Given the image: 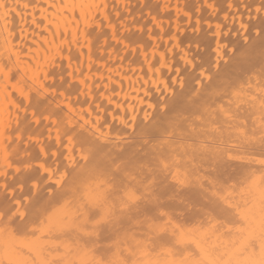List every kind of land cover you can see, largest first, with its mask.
I'll return each instance as SVG.
<instances>
[{
	"label": "bare ground",
	"instance_id": "bare-ground-1",
	"mask_svg": "<svg viewBox=\"0 0 264 264\" xmlns=\"http://www.w3.org/2000/svg\"><path fill=\"white\" fill-rule=\"evenodd\" d=\"M228 1L240 8L238 0H0V201L12 203L11 197L5 200L4 185L23 201L33 177L54 167L65 171L71 163L66 126L98 145L87 160L76 153L78 163L62 188L58 177L45 176L54 194L46 186L39 202L19 209L23 219L13 216L15 207H0V264H219L259 257L264 89L258 73L264 54L255 31L244 41L242 25L249 18L241 16L235 27V14V23L222 31L226 22L217 14L230 20ZM194 6L205 18L204 6L210 10L207 24L215 29L207 30L204 17L193 15ZM254 16L251 23L259 24ZM171 40L175 45L169 47ZM192 43L203 48L195 51ZM218 58L212 85L189 99L201 68L211 62L215 67ZM176 69L188 70L183 90L171 83ZM162 96L172 107L166 116L158 109ZM197 108L205 112L207 134L196 139L218 144L223 160L213 164L197 155L185 183L157 181L151 192L144 187L151 175L143 179L130 171L123 180L114 179L122 159L133 153L137 161L163 159L161 153L167 155L181 142L182 130L191 128ZM133 118L136 126L151 130L147 147L129 146L124 139L134 140ZM170 121L178 126L173 129ZM32 158L39 159L34 165L40 169ZM130 193L151 211L129 218L121 205Z\"/></svg>",
	"mask_w": 264,
	"mask_h": 264
},
{
	"label": "snow or ice",
	"instance_id": "snow-or-ice-1",
	"mask_svg": "<svg viewBox=\"0 0 264 264\" xmlns=\"http://www.w3.org/2000/svg\"><path fill=\"white\" fill-rule=\"evenodd\" d=\"M228 6L231 8L232 4L230 3ZM243 6L248 8L250 17L249 23L246 25H242V27L245 28L244 41L245 43H248L249 36L247 33L254 29L257 36L260 38L261 52L262 54H264V0H260V4L255 8V11L259 16V24L251 23L252 5L244 4ZM219 65L220 58H218L215 62V67L210 64L208 69L201 68V71L194 80L195 85H197L198 87L193 93V96L189 97V99H194V97L200 95L204 88L210 87L212 85L215 76L219 73ZM195 67L200 66L196 65ZM195 67L192 69V73H195ZM176 72L177 76L173 80V84H176L178 82L180 89L183 90L187 82V77L184 73H187L188 70L185 69L184 73H182L180 69H176ZM258 75L261 77V88L264 89V64H262L261 70ZM171 95L175 97V90H173ZM260 99L262 101V109H264V94L261 95ZM40 102L41 101L38 98L37 103ZM158 109L159 112L164 116L168 115V113L172 111L168 96L161 97ZM204 115L205 112L200 108H197L196 114H194V119L190 121L191 128L185 127L182 130V134L179 137L181 142L179 144H173L171 151L167 155L161 153L163 159L148 160L147 158H143L141 161H137L135 153H133L128 157L122 159L121 164L117 166V169L113 174L114 179L123 180L130 171L135 172L136 175L142 176L143 179H147V177L151 175L153 177V180H149L148 184L144 185L145 189L151 192L153 191L152 185H154L157 181L161 186L167 184L169 178H171L172 180H176L180 184L185 183L191 174L190 170L193 167L192 161L196 159L197 155L200 156L202 160L210 161L213 164H216L223 160V152L218 144H209L203 142L202 140L198 141L196 139V137L198 136L203 137L207 134V129L204 128V121L202 119ZM148 119L149 115H146L145 120L147 121ZM229 119L234 118L229 116ZM134 120L135 118H133L132 121H129V124L132 125V131L129 135L133 137L134 140H129L128 137H124V139L128 141L129 146H131L133 143H140L142 147H147L151 139V130L146 125L144 127L136 126ZM209 122L215 123L214 121ZM261 122L262 126L260 128L259 135V148L261 150V153L264 154V112H262L261 115ZM170 126L175 129L178 125L175 122L170 121ZM214 130L220 131L222 134L221 129L216 128ZM235 130L238 131L242 137L247 136L246 131L242 128L237 127ZM169 135L174 136L175 132L169 133ZM64 136L67 138L65 147L67 152L71 154V163L60 175L59 180L56 181V184L61 188L63 187L64 183H66L70 178L71 169H74L76 163H78L76 159V153H81L82 158L87 160L96 153L98 148V145L94 140L80 138L76 134L74 127L66 126L64 130ZM186 139L191 140V143H184ZM253 139H255V133H253ZM252 147H256V145L253 144ZM228 151L229 153H231L232 149L229 148ZM61 154L63 155V153ZM53 155H55V153H53ZM227 159L231 160L234 159V157L229 155ZM181 169H183V176H181ZM17 171H19V169H17ZM58 172L59 169H56L55 171L45 169L42 175L33 177L31 187H29L28 189L29 195L26 196L23 201L15 199V188H12L10 185H4V192L6 194L5 200H8L9 197H11L12 203L5 205L4 201H0V207H7L8 211H12V208L15 207L17 211L12 213L13 216L19 214L23 219L25 217V212H21L19 211V209L24 204L31 203L34 200L35 202H39L41 194L45 191L46 186L48 194H54L51 185H49L47 183V180H45V176H47L48 180H51L52 176L56 175V173ZM20 190L23 191V185H21ZM121 207L128 214L129 218L137 216L141 213H148L149 211H151V209L146 205L143 207L141 206V197L136 196L134 193L128 194L126 201L122 203ZM0 215H3V212H0ZM125 264H127V262H125ZM208 264H218V262L216 260H210L208 261ZM219 264H264V243L261 244L260 255L258 258L252 256L243 260H225L219 262Z\"/></svg>",
	"mask_w": 264,
	"mask_h": 264
},
{
	"label": "rangeland",
	"instance_id": "rangeland-1",
	"mask_svg": "<svg viewBox=\"0 0 264 264\" xmlns=\"http://www.w3.org/2000/svg\"><path fill=\"white\" fill-rule=\"evenodd\" d=\"M194 1H196V0H189V2H191V3H193ZM238 1H239L238 6H239L240 8H238V7H236V6H232V7L230 8V7L228 6V5L230 4V1L226 2L225 12H226V10H228V9L231 10V14H230V12H229V14L231 15V16H230V20L224 17L225 15H224L223 12H222V13L220 12L219 15L217 14V16L220 17V19H223V20H224V21H222L223 23L226 22V24H225V25L223 24L222 27H221V28H223L222 31H223L224 33H225V31H227L226 29H228V27H230L231 24H234L235 22H236V24L233 25V26L236 27V25L238 24L237 26L239 27V26H240L239 23H241V19H240L241 16L243 17V20H247V18L250 19V17H249V10H248V8H246V7L243 6L244 4H248V3L250 2L249 4L252 5V12H253V15H252V12H251V20H254V18H255V16H254V15L256 14L255 8L260 4V1H255V2H253L254 0H248L249 2L243 1V2H241L242 4L240 3L241 0H238ZM194 4H195V3H194ZM240 4H241V6H240ZM200 6H201V5H200ZM242 7H243V8H242ZM199 10H200V8H199ZM203 10H205V12H203V13L206 14V16H207V15H208V16H207L206 18H205V16H203L204 19H201V20H203V21H201V22L203 23V25H206L205 27L208 28V29L206 28L207 30H210V28L215 29V24H214L213 22H212L210 25L207 24V20H208V19L211 20V19H210V18H211V17H210V15H211L210 13H211V12H209L210 10H209L206 6H204V9H203ZM192 11H194V12H193V15H194V13H195V16L198 14V15L196 16V18H197L198 16H199L200 18H203L202 15H200L199 12L197 11V7L194 6V8H192ZM208 12H209L210 15L208 14ZM196 13H197V14H196ZM235 14H236V15H235ZM237 14H239V17H238ZM223 15H224V16H223ZM234 15H235V17H236V20H235V18H234V21H235V22L233 21V16H234ZM195 16H194V18H195ZM217 16H216V17H217ZM244 16H245V17H244ZM252 16H254V17H252ZM216 19L218 20V17H217ZM220 19H219V21H221ZM204 21H205V22H204ZM219 21H218V22H219ZM232 21H233V22H232ZM193 22L195 23V20H193ZM194 23H193V24H194ZM202 23H201V25H202ZM209 26H210V27H209ZM226 26H227V27H226ZM203 27H204V26H203ZM205 27H204V28H205ZM213 27H214V28H213ZM186 28H187V27H186ZM188 28H190V29H188ZM188 28H187V30H188V32H189V31L191 30V27H189V25H188ZM205 31H206V30H205ZM254 31H255V30L253 29V31H251V32H254ZM254 34H255V33H254ZM172 40H173V39H172ZM172 40H171V42L168 43V46H169V47H172V45H175L174 42H173V44H172ZM226 41H227L228 43L231 42V38H230V39H227ZM226 41H224V43H226ZM190 45H191V44H189V46H190ZM196 45H197L196 43H194V44L192 43V45H191L190 47H191V49H194L195 51L198 50V52H199V48L202 49L203 47H201V45H199L200 47H198V49H197ZM204 45H207V47H208V44H206V43L204 44V43H203V46H204ZM226 45H227V44H225L224 46H226ZM186 46H188V45L186 44ZM197 46H198V45H197ZM149 47H151V45H150ZM173 47H174V46H173ZM176 47H177V46H175V48H174L175 50H176ZM228 47H229V44H228ZM230 47H231V45H230ZM162 48L164 49L165 46L163 45ZM208 48H209V47H208ZM210 48H211V46H210ZM210 48H209V49H210ZM225 48H227V47H225ZM227 50H228V48H227ZM192 51H193V50H192ZM193 52H194V51H193ZM208 53H210V52H208ZM193 55H194V54H193ZM193 55H192V56H193ZM199 55H200V53H199ZM196 56L199 57L197 54H196ZM197 57H196V58H197ZM196 58H195V56H194L195 62L198 60V58H197V60H196ZM211 63H212L211 65H214L213 62H211ZM164 69H166V68H164ZM144 71H145V73L148 72L145 68H144ZM144 71H143V72H144ZM143 74H144V73H143ZM146 74H147V73H146ZM148 74H149V73H148ZM144 75H145V74H144ZM146 76H148V75H146ZM168 80H169L168 82H170V81H171V78H168ZM171 83H173V82L171 81ZM171 83H169L170 86L174 85V84L171 85ZM172 87H173V86H172ZM25 138H27V140L32 141V140L29 139L28 137H25ZM39 155H40V156H39ZM38 156L40 157V158H39L40 160H43V161L46 163V166H49V167H51V168L54 167V166H52V165L50 166V164L48 163V162H49L48 160H47L48 162H46V160L41 159V157H42L41 154H38ZM34 159H35V160H34ZM39 159L32 158L31 161H33V165H34V161L37 162L36 164H38ZM51 159H52V158H51ZM51 159H50V160H51ZM19 162H20V161H19ZM19 162L16 163V164H19ZM36 164H35L33 167H36L37 169H40V167H39L40 165H36ZM24 165H25V164H24ZM56 169H58V168H56ZM56 169H55V167H54V170H53V168H52L53 171H55ZM59 170H61V169H59ZM60 172H61V171L58 172V173H59V176H58V175H57V176L55 175V177L60 178V175H61V173H62L63 171H62L61 173H60ZM58 173H56V174H58ZM15 187H16V185H15ZM30 187H31V185H30ZM16 188H18V185H17Z\"/></svg>",
	"mask_w": 264,
	"mask_h": 264
}]
</instances>
